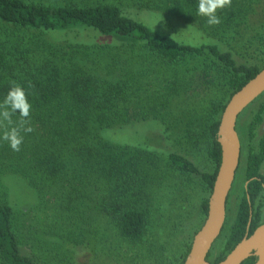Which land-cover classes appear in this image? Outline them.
I'll return each instance as SVG.
<instances>
[{"label": "trees", "instance_id": "16d2710c", "mask_svg": "<svg viewBox=\"0 0 264 264\" xmlns=\"http://www.w3.org/2000/svg\"><path fill=\"white\" fill-rule=\"evenodd\" d=\"M197 7L198 0H0V101L11 81L22 85L35 128L24 134L19 152L0 141L6 180L0 177V264H77V249L97 254L142 243L150 212L156 218L160 201L183 191L194 176L208 189L193 234L200 229L221 162V114L231 96L264 67V0H232L231 9L218 13L221 24L211 27L196 15ZM130 8L134 14L127 13ZM138 9L149 16H139ZM153 16L160 25L148 23ZM9 24L14 28H6ZM57 30L66 35L55 46L46 34ZM110 37L134 52L120 77L89 65L101 54L107 57L114 45L100 40ZM87 67L101 80L90 77ZM151 72L162 73L158 83L165 92L141 93ZM197 75L205 83L201 91ZM260 99L248 123L252 139L264 118V93ZM149 119L159 131L133 141L132 130L136 136L145 131L129 125ZM187 147L206 153L213 171L202 172ZM263 157L264 133L248 157L247 180L261 176ZM21 189L36 197L30 209L45 204L41 191L52 190L54 216L45 212L34 223L18 205V196L30 195ZM253 189L264 196L261 182L253 179L222 251L216 259L210 258L213 248L208 254L211 264L242 240L249 198H256ZM10 194L16 205L7 201ZM193 234L166 264L184 263Z\"/></svg>", "mask_w": 264, "mask_h": 264}, {"label": "rangeland", "instance_id": "374dc122", "mask_svg": "<svg viewBox=\"0 0 264 264\" xmlns=\"http://www.w3.org/2000/svg\"><path fill=\"white\" fill-rule=\"evenodd\" d=\"M138 10L140 12L138 13L139 16H149L147 10ZM126 11L130 15L134 14L133 11H135V9L130 8L126 9ZM153 17L154 20H150L148 21V23L152 25H160L161 19L157 16ZM9 27L14 28V26L10 24L6 28ZM64 35H66V30L50 31L46 34V39L49 40L50 43L54 44L57 41H61ZM100 41L112 44L114 45V47L108 54H106L107 57H104L101 54L100 56L96 57L93 62L90 61L92 63H89V65L94 68L93 70H95V68L99 69L102 74H110L114 77H120L121 74L126 71L127 63L132 61L131 57L132 55H134L133 49L129 44L112 41L111 37ZM92 68H86L88 74H90V77L96 80H101L100 74H93ZM133 72L134 70L130 71V73ZM157 74L151 72L150 76L144 80L141 93L146 92L151 96L152 90L162 92L166 91V86L158 83L159 74L162 73L160 72ZM177 77L179 78V75ZM202 81L203 78L197 75L195 84L196 90L201 91L205 88V83L203 81V84ZM260 105L261 99L255 100L240 114L238 118V129L241 136V160L238 171L236 173V178L233 182L234 184L232 185L231 191L228 196L229 213L228 222L226 223L227 228L224 232L222 230L223 233H221L220 237L214 243L212 247L213 254L210 257L211 259H216L222 251V248L224 247L226 241V233L232 226L231 224L233 223V220L237 215L239 204L241 203V201L243 200V196L245 195V190L242 188V185L247 182V160L250 153L257 151L258 149V142L264 130V118L257 125V128L254 131L256 132V134L253 139L249 137L250 131L248 128V123H251L254 116L256 115V112L260 108ZM138 125H142L140 126V129L145 132L142 135L136 136L137 133H134L132 130V134H130V136H134L133 141H142L144 140V136L145 138L147 137V133L151 136H154L159 131V128L151 123V119H149L148 121L135 123L133 122L131 125H129V127L135 128L136 126L139 127ZM187 153H189L188 156L193 159V161L198 165L202 172L213 171V163L210 162L206 153L198 149L196 150V147H187ZM262 171H264V163L262 165ZM0 175L2 182L5 183L6 180H4L3 174H1V172ZM184 186L185 189L183 191H176L169 195L167 197L168 201H160L161 204H159L158 206V214L156 218L151 217L150 212L151 224L148 227L147 234L142 243L134 245L127 243V245L122 246L121 248H118L113 252L102 251L97 254L86 248L82 250L77 249V264H161L160 262H163V259H166L165 262H163V264H166L167 258L169 259V256L175 253V251L183 249V246L191 239L193 232L195 231V229H197L203 217L201 201L205 194L208 192L205 182L200 176H194L189 178V180H186V184ZM21 190H23L22 193L25 194H28L29 192L27 189ZM41 193L45 204L32 209H30V206L32 204H36V197L31 196L30 192L29 196H18L19 207L27 210L26 216L32 219L34 223H38V216L42 217L45 212L47 214L49 213L50 216H54V203L56 199L54 197L53 191L51 190V193H44L43 191H41ZM177 195H179V198H177ZM2 197L3 196L0 193V198ZM16 199V196L13 197L12 194H10L9 198L7 197V201H9L13 205L17 204L15 201ZM155 205L156 203L154 201L151 202V208L153 210L156 209L153 208ZM44 206L46 207L43 208ZM101 221L104 222L105 219L101 218ZM171 225L173 226L172 229ZM170 232H173L172 236H169L167 234ZM194 235L195 234H193V236ZM123 259H125L127 263L124 262ZM40 264L53 263H44V260H41Z\"/></svg>", "mask_w": 264, "mask_h": 264}, {"label": "water", "instance_id": "95a60500", "mask_svg": "<svg viewBox=\"0 0 264 264\" xmlns=\"http://www.w3.org/2000/svg\"><path fill=\"white\" fill-rule=\"evenodd\" d=\"M264 93V67L227 102L220 118L217 141L221 147V162L208 202V212L192 239L190 251L183 264H211L208 254L222 233L226 207L235 175L241 160V140L237 131L240 114ZM255 256V264H264V223L243 238L217 264H241Z\"/></svg>", "mask_w": 264, "mask_h": 264}, {"label": "clouds", "instance_id": "9594fccd", "mask_svg": "<svg viewBox=\"0 0 264 264\" xmlns=\"http://www.w3.org/2000/svg\"><path fill=\"white\" fill-rule=\"evenodd\" d=\"M232 0H198L196 15L204 17L208 26L221 24L218 13L224 9H231ZM11 86L0 101V141L7 143L14 152L21 150L24 134L32 133L35 128L31 124L32 104L28 98V92L16 81H11ZM18 114V119L13 117ZM248 183L242 188L247 191Z\"/></svg>", "mask_w": 264, "mask_h": 264}, {"label": "flooded vegetation", "instance_id": "af4514ba", "mask_svg": "<svg viewBox=\"0 0 264 264\" xmlns=\"http://www.w3.org/2000/svg\"><path fill=\"white\" fill-rule=\"evenodd\" d=\"M237 131H238L239 137H241L239 129H238V121H237ZM263 133H264V130H263ZM263 133L261 134V136L263 135ZM240 140H241V138H240ZM263 163H264V157H263V160L261 161L260 166H259V173L261 176L251 177L247 180V182H251L255 178L258 179L261 182V186H262L263 192H264V171H262ZM235 178H236V175H235ZM248 185H249V183H248ZM253 192H254L256 198L253 201H251L249 198V215H248V218L246 221L245 232H244L243 238L250 236L256 230V228L258 226H260L261 224L264 223V196H262V194L260 192L258 193L254 189H253ZM247 196L249 197L248 192H247ZM258 196H260V198H258ZM228 213H229V200H227L226 220H225V224L223 227V231L225 230V228H227L226 223L228 222ZM233 222H234V220H233ZM231 225H233V223Z\"/></svg>", "mask_w": 264, "mask_h": 264}]
</instances>
